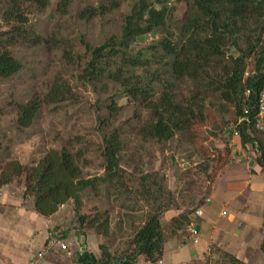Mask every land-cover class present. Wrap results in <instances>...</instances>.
<instances>
[{
    "label": "rangeland",
    "instance_id": "374dc122",
    "mask_svg": "<svg viewBox=\"0 0 264 264\" xmlns=\"http://www.w3.org/2000/svg\"><path fill=\"white\" fill-rule=\"evenodd\" d=\"M137 1L26 0L18 5L0 0V33L8 43L6 47L22 64L17 73L0 76V185L1 178L11 177L5 187L21 196L26 180L24 173L16 174L18 167L40 172L43 158L50 153L71 155L80 168L79 178L99 180L96 187L81 193L80 213L86 216V222L80 226L73 211L64 228L50 230L48 242L62 238L60 233L68 230L65 242L70 249L75 250L71 244L81 241L98 257L102 254L101 244L116 258L122 257L128 239L157 208L162 210L167 238L175 234L178 239L181 235L186 237L184 230L170 234L171 218L200 207L211 176L233 164L228 160L237 158L228 141L230 126L236 119L235 107L219 101L220 90L202 96L205 119L187 131L189 136L184 138L178 133L168 141L155 142L142 131L153 117L145 103L129 97L121 83L106 78L90 83L81 78L91 58L90 51L121 32ZM156 1L146 0L158 6ZM185 3L170 0L169 4L175 7L169 24L171 31L186 15ZM18 9L25 18L21 24L14 19ZM13 25L18 26L19 34L10 31ZM175 31L178 33V29ZM160 33L139 37L130 52L147 51L161 37ZM4 47L0 42V51ZM231 54L236 55L234 49L227 50V56ZM254 62V57L247 58V69L253 70ZM157 65L152 64L151 70ZM136 72L145 76L141 69ZM223 72V65L212 69L214 76ZM56 83L62 85L65 94L51 93ZM175 86L179 99L186 102L193 95L191 83L181 80ZM154 87L159 89L158 85ZM35 99L38 108L32 122L22 125L18 106ZM114 130L119 133L122 149L117 174L110 177L106 176L104 136H111ZM244 166L242 171L246 174ZM58 179L69 182L61 175ZM24 199L26 206L34 202L30 195ZM73 204L74 201L69 202L71 209ZM107 217L109 228L104 231L99 225ZM221 255L219 248H213L208 257L183 264H218Z\"/></svg>",
    "mask_w": 264,
    "mask_h": 264
},
{
    "label": "trees",
    "instance_id": "16d2710c",
    "mask_svg": "<svg viewBox=\"0 0 264 264\" xmlns=\"http://www.w3.org/2000/svg\"><path fill=\"white\" fill-rule=\"evenodd\" d=\"M11 1L19 5L26 0ZM183 1L187 6L186 15L182 22L176 24L178 33H175L176 29H169L175 10V7L169 4L170 0H157L158 6L147 3L146 0H138L126 16L121 32L106 38L100 46L90 51L91 58L81 75L82 79L90 83L102 81L103 78L121 83L129 97L145 103L153 117L142 131L155 142L168 141L178 133H182L184 138L189 136L186 135L187 131L191 132L196 122L205 119L204 104L200 99L209 91L220 90L219 101L233 104L237 117L242 113V107L247 101L249 104L255 101L264 76V0ZM14 19L18 24L25 19L19 9ZM10 31L20 33L16 25H13ZM155 31H160L161 37L153 42L147 51L138 49L135 53L130 52L131 46L139 37ZM0 42L3 46H8L2 33ZM5 47L0 51V76L7 77L17 73L22 64L11 49ZM228 49H234L236 55L227 56ZM251 57L255 59L253 74L243 82L247 58ZM152 64L159 66L151 70ZM220 65H223L224 72L214 76L212 69ZM138 69H141L145 76L137 73ZM181 80L192 85L193 95L186 102L176 94V82ZM155 85H158L159 89H156ZM246 87L255 91L250 99L244 95ZM61 91L62 85L56 83L51 93ZM36 100L18 106L19 121L22 125L31 124L38 108ZM100 121L102 122L103 118H100ZM239 130L241 132L238 141L244 148L251 145L255 149V163L264 169V135L247 125H241ZM104 142L106 176L113 177L117 174L118 155L122 149L119 133L112 131L111 136H104ZM40 168V172L35 168L25 170L18 167L16 170V174H25V196H32L36 209L45 215L55 212L61 204L73 199L82 226L86 222V216L80 213L83 205L81 193L88 187H96L99 178H79L80 168L66 152L50 153L43 158ZM56 174L58 177L61 175L67 178L69 182H60L58 177L55 178ZM213 177L214 175L210 181ZM10 178L5 176L1 178V182L7 183ZM157 200L161 202L160 197ZM192 213L194 211L190 210L188 213L172 217L170 234L185 230L194 220L191 219ZM161 216L162 210L157 208L145 218L144 223L128 239V248L122 257L116 258L101 244V257L85 250L78 256V261L81 264H139L138 258L142 254L149 261L161 259L167 239ZM99 226L108 231V217ZM219 250L222 255L217 260L218 264H247L232 253Z\"/></svg>",
    "mask_w": 264,
    "mask_h": 264
},
{
    "label": "crops",
    "instance_id": "0c3cea01",
    "mask_svg": "<svg viewBox=\"0 0 264 264\" xmlns=\"http://www.w3.org/2000/svg\"><path fill=\"white\" fill-rule=\"evenodd\" d=\"M237 146L238 159L228 160L233 164H227L209 182L206 198L210 201L203 207L200 205L203 215H191L199 230L197 241L188 226L182 232H186V237L181 235L178 239L175 234V238H167L161 259L149 261L142 254L139 264H183L211 255L213 248L228 251L247 264H264V169L255 163L257 152L251 145L244 148L238 141ZM235 161L239 164L235 165ZM7 184L0 185V264H81L78 256L87 250L83 242L71 244L75 250L69 248V243L65 250L48 247L50 230L64 228L72 212L76 214L75 202L72 209L69 205L74 200L45 215L36 209L34 202L26 206L25 191L19 196L8 190ZM61 213L64 216H59ZM68 234V230L60 233L64 240ZM42 249L44 254L39 257Z\"/></svg>",
    "mask_w": 264,
    "mask_h": 264
},
{
    "label": "built area",
    "instance_id": "2783aa9c",
    "mask_svg": "<svg viewBox=\"0 0 264 264\" xmlns=\"http://www.w3.org/2000/svg\"><path fill=\"white\" fill-rule=\"evenodd\" d=\"M253 74V70L246 69L243 73V82H246V80ZM255 92L252 88L246 87L244 90L245 97L250 99V96ZM248 102V101H247ZM245 103L242 107V113L239 114L236 117L235 122H233V125L230 126V133L228 136V141L230 145L233 147L232 149H235L238 144L237 138L239 139L240 135V126L241 125H247L251 129H254L257 132H260L264 135V76L262 78V86L259 88L258 92L256 93V99L255 101H252L249 103ZM235 157V156H234ZM236 158V157H235ZM238 159V157L236 158ZM210 199L206 198L205 202L202 203V207L204 204L209 203ZM202 207H197L194 211V215L197 217H201L203 215ZM226 214V211L223 212ZM189 229L191 234L194 237V241H197V237L199 235V232L195 226V223L192 222L189 225ZM58 246L60 249H67L68 245L62 238H55L48 242V247ZM44 254V250H41L38 252V256L42 257ZM23 264H34L33 262H26Z\"/></svg>",
    "mask_w": 264,
    "mask_h": 264
}]
</instances>
